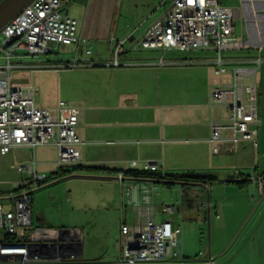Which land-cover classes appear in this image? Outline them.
<instances>
[{
    "label": "crops",
    "instance_id": "1",
    "mask_svg": "<svg viewBox=\"0 0 264 264\" xmlns=\"http://www.w3.org/2000/svg\"><path fill=\"white\" fill-rule=\"evenodd\" d=\"M131 1L71 0L67 5L68 13L79 19L80 40L73 44L74 47L71 49L73 58L110 60L111 38L127 41L126 49L120 58L122 61L133 62L104 66L128 68L133 71L131 75H125V78L133 83L131 96L136 98L138 105L134 101L124 106L121 103L108 104L105 106L106 113L99 114V117H96L98 111L95 106H88L84 111L80 109L82 120L80 117L77 132L83 142L78 145L81 152L80 161L73 165L77 167V171L68 172L66 167H61L57 161L60 169L52 170L53 178L56 180L61 177L59 181L67 177L69 182L74 184L80 180L84 182L82 184L98 187L100 195H88L87 200L95 208L106 209V214L112 209L120 215L115 243L108 242L106 248L97 254L106 257L105 264H109L119 254L121 222L135 225L148 217L161 222L168 216L172 217L178 226H181L179 224L181 218L183 222L185 218L190 220L188 223L194 221L192 223L199 224L200 228L211 221L216 233V245L212 251L209 250V256L221 255L226 248L233 246L231 240L242 236L245 243L242 242L244 244L238 246L240 251L237 256H241L240 261L243 260V264H264V189L261 191L251 180V175L264 171V75L256 77L259 91L257 145L251 140H242L234 151L214 154L209 141L211 123L227 119L229 116L227 107L210 105L206 99L207 95L209 99L212 85L219 80L214 72V65L204 60L209 56L206 54L198 56L193 50L189 51L195 60H189L184 53L169 54L172 49L164 51L160 48H134V40L165 12L170 2L163 7V0H136L133 7L139 11L136 14L137 24L127 25L128 29H118L113 19L122 7L125 14L132 13L129 12ZM221 1L228 4L227 0ZM241 5L244 7V4ZM250 5L249 14L245 13V8L243 12L246 33L243 31L242 15L237 19L241 20L240 30L237 31L242 32L248 39L252 44L251 48L255 49L253 51L257 52L262 47L261 52L264 55V0H250ZM89 46H92L91 54L86 53ZM251 48L250 52L254 53ZM57 53L58 55L54 57L62 59L63 56L58 51ZM161 56L167 58L166 62H158ZM40 58H43L42 55ZM28 60L38 62V57H29ZM195 84L201 91L203 103H190L180 96L181 93L174 94L175 85L191 88ZM108 86L107 97L110 100L113 99L114 90ZM162 86L165 89L164 96L168 100L165 104L161 102ZM174 99L179 102H173ZM217 108L225 109L227 112L216 114ZM184 136L192 138L184 140ZM45 145L47 144L38 145L35 149L18 145L8 153L0 152L10 162L11 167L2 168L3 172H0L8 175V179L0 181V201L5 208L9 207V199L5 195L14 189L16 183L29 176L28 171L18 169L20 164L35 160L37 171L44 173L41 170L44 160L42 146ZM195 146H199L201 151ZM185 153L190 154L187 160L191 161L184 160ZM37 154L41 155L39 159ZM131 161H137L136 166H132ZM149 161L157 163V170L161 175L182 176L196 170L207 171L209 175L184 183V180L180 179L166 181L136 177L132 173L133 170L146 169L145 165ZM120 171L124 172L122 179L118 175ZM47 184L36 189L44 188ZM36 189L31 191L32 225L63 227L60 217L50 215L51 202L38 199L49 187L38 192ZM65 201L70 204L74 202L70 190L66 192ZM163 204H174L177 207L176 212H163L161 210ZM85 206L89 207L88 202ZM235 222L234 228L231 229L230 225ZM254 224L257 228H254ZM75 227L83 231L84 255L88 232L86 233L84 226ZM229 228L231 235L226 244L224 240ZM92 230H97V226ZM257 235L262 236L259 246L256 241ZM201 245L199 248L203 250V244ZM184 248L191 250L193 247L190 244L185 245L184 235L180 232L179 251L182 255L177 257L183 258L186 255ZM83 255L71 260H80ZM254 256L258 259L254 260ZM182 261L184 262L183 259Z\"/></svg>",
    "mask_w": 264,
    "mask_h": 264
},
{
    "label": "built area",
    "instance_id": "2",
    "mask_svg": "<svg viewBox=\"0 0 264 264\" xmlns=\"http://www.w3.org/2000/svg\"><path fill=\"white\" fill-rule=\"evenodd\" d=\"M71 0H33L0 32V152L8 153L14 146L54 144L58 164L76 165L81 158L77 132L81 110L60 100L53 107H39L35 96L38 89L31 85L14 86L12 76L23 70L52 68L61 70L75 66L97 65L94 60H78L49 65L41 54L57 52L61 43L75 44L80 40L79 19L70 15L67 5ZM167 0H163V2ZM239 9L221 0H170L169 7L137 39L134 48L181 50H210L214 54L204 58L214 65L219 80L212 85L210 105L229 109L224 120L212 121L209 141L214 154L234 151L242 140L257 145L259 125V91L256 74L263 61L262 47L252 54L241 53L252 44L237 31ZM126 40L111 38L112 58L105 65H121L120 56L126 49ZM250 50V49H249ZM92 46L86 49L91 54ZM38 57V62L29 61ZM161 56L159 63L166 62ZM195 60V59H192ZM49 66V67H47ZM52 66V67H51ZM137 161H131L136 166ZM157 163L149 161L146 169H156ZM19 170L29 176L16 183L5 197L9 207L0 201V261L27 264L76 259L84 240L79 227L33 226L31 216V191L49 181L39 173L35 160L20 164ZM122 179L124 172L118 173ZM259 189H264V171L251 175ZM163 212L174 213L177 207L163 204ZM180 228L168 216L164 221L148 217L135 225L120 224L119 254L109 264H143L180 256ZM9 236V237H6ZM213 262V257H208ZM181 264H184L182 261Z\"/></svg>",
    "mask_w": 264,
    "mask_h": 264
},
{
    "label": "rangeland",
    "instance_id": "3",
    "mask_svg": "<svg viewBox=\"0 0 264 264\" xmlns=\"http://www.w3.org/2000/svg\"><path fill=\"white\" fill-rule=\"evenodd\" d=\"M135 1L136 0L131 1L132 5L130 6L129 12L132 13L125 14L124 8L122 7L116 14L117 16L114 17L113 20L115 21L118 29L127 28V25L135 26L137 24L136 14L139 11L133 7L136 5ZM168 2H170V0H167V2L164 1L162 6L165 7ZM227 2L228 4L230 3L239 9L240 14L242 15L241 18L243 21V31L246 33L243 12L245 8V13L249 14L248 10L251 9L250 0H243L242 2L241 0H227ZM241 4H244V7ZM236 24L237 30H240L241 20H237ZM73 47V44L61 43L57 51L63 56L62 59L54 57L57 56L58 53L53 52L41 54L43 57L42 61L49 63V65H58L62 62L72 61L73 57L71 49ZM249 49L241 51V53L252 54ZM253 49L254 48H251V51H253ZM175 52L184 53V55H187V58H190L189 60L194 59L192 58L194 56L190 54L191 51L189 50L172 49L168 53L172 54ZM193 52L197 53L198 56H204L205 54L210 56L214 54L212 51L204 49H196L193 50ZM108 61L109 58H103L94 60L95 63L98 62L95 66H76L72 68H63L61 70L45 68L42 70L36 69L18 71L12 76L11 84L14 86L31 85L33 87H37L38 93L35 96V102L39 107H53L60 100H64L79 107L82 111H84L88 106H95L98 111L96 112V117H99V114L104 115L106 113L105 106L108 104L116 105L121 103L124 106L125 104L128 105L130 101H134L135 103L137 102L136 98L131 96V93L134 89L133 83L132 81L130 82L125 78V75H131L133 71L128 68L118 69L115 68V66H104ZM3 62H5V58L2 56V54H0V63ZM113 72H115V74H113ZM257 75H264V55L263 61L259 65L256 74V77L258 78ZM108 85H110L111 90H114L113 99L110 100H108L107 97L109 90ZM174 87V94L181 93L180 96L184 100L187 99L190 103L204 102L203 98L201 97V91L196 84L191 88H187L185 85H175ZM164 90V86H162V104L168 102L164 96ZM206 99L208 101V95ZM173 102L179 101L174 99ZM136 104L138 105V103ZM221 112L226 113L227 110L221 108L216 109V114H220ZM80 117L82 120V116ZM205 131L206 130H203V132ZM186 138L191 139L192 137L190 138V136H184V140ZM42 147L44 150V160L42 162L43 169L41 171L46 173V175L49 177V181L45 183H48L46 187H49V189L42 192L38 199L51 202L49 207L50 215L58 216V218L60 217V219L63 221V227H75L76 225L81 227L84 226L86 227V233H88L85 238V253L80 260H61L45 263L29 262L27 264H105L106 260L104 258L106 257L97 256V254L106 248L108 242H111V244L115 243L116 235L118 234L119 229L120 215L112 209L106 214V209L95 208L91 205L90 201L87 200L88 195L93 196L94 194L98 195L100 193V189L98 187L82 184L84 182L80 180H77V182L74 184V182H69V178L67 177L59 181L58 179L61 177L55 180L53 178L54 176H52L54 172L52 170L58 171L60 169L59 165L57 164V149L52 144H47ZM199 151H201L200 147ZM40 156V154H37L38 159ZM189 157L190 154L185 153L184 160L186 162L191 161V159L187 160ZM53 160L56 162H53ZM9 167L10 162L5 158V156L0 154V172H3L2 168L7 169ZM66 169H70V167H66ZM3 179H8V175L0 173V181H3ZM46 187L44 186V188ZM44 188H41L42 190L36 189L35 191H43ZM68 190L72 192L74 197V202L72 204L65 201V195ZM76 197L78 198L76 199ZM87 202L89 207L85 206ZM212 217H214V213H212ZM188 221L190 222L189 219L185 218L183 222L181 218L179 222V224H181V226H179L180 232L184 235L185 245L190 244L193 247L191 250L184 248L186 255L183 258L173 256L166 260L147 262L143 264H181V259L184 260V264H210L209 262H206L207 258L209 257L208 253L209 250L212 251V248L216 245V233L213 230V226H211V221L210 224L207 222L202 228H200L199 224L192 223L194 221L191 223H188ZM235 224L236 222L232 223L230 228L233 229ZM54 226L60 227L58 225ZM95 226H97V230H92ZM230 228L228 230V234L225 235L224 242L226 244L228 243L229 236L231 235ZM254 228H257V225L254 224ZM4 233V230L0 228V237H3ZM256 241L259 246L262 241V236L257 235ZM230 242L233 244V246L226 248L223 253H221V255H214V257L212 256L214 258V262H212V264H243V260L240 261L241 256L237 255L240 251V248L238 247L239 244L243 245L245 240L243 241L242 236H239ZM201 244H203V250L199 248L202 246ZM253 259L257 260L258 257L254 256ZM0 264L17 263L0 261Z\"/></svg>",
    "mask_w": 264,
    "mask_h": 264
},
{
    "label": "water",
    "instance_id": "4",
    "mask_svg": "<svg viewBox=\"0 0 264 264\" xmlns=\"http://www.w3.org/2000/svg\"><path fill=\"white\" fill-rule=\"evenodd\" d=\"M32 1L33 0H0V32L6 24L18 16V14H20ZM194 175L207 177L209 173L203 170H196ZM201 184L205 185L204 183ZM80 255H83L82 247Z\"/></svg>",
    "mask_w": 264,
    "mask_h": 264
},
{
    "label": "trees",
    "instance_id": "5",
    "mask_svg": "<svg viewBox=\"0 0 264 264\" xmlns=\"http://www.w3.org/2000/svg\"><path fill=\"white\" fill-rule=\"evenodd\" d=\"M75 166V165H74ZM72 167L70 169H67L68 172H74V171H77V167ZM63 167V166H61ZM64 169V168H63ZM158 168L156 169H141V170H133V174L136 176V177H142V178H158L160 180L164 179L166 181H172L173 179H180V180H184V183L185 182H191L192 180H196V179H199L201 178L200 176H196L194 175V173H186L184 175H174V174H164V175H161L160 172H158L157 170ZM6 237H9V236H6Z\"/></svg>",
    "mask_w": 264,
    "mask_h": 264
}]
</instances>
